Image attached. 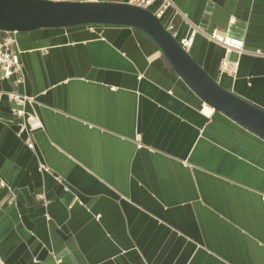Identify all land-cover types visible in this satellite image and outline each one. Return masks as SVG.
I'll return each mask as SVG.
<instances>
[{
  "label": "crops",
  "instance_id": "0c3cea01",
  "mask_svg": "<svg viewBox=\"0 0 264 264\" xmlns=\"http://www.w3.org/2000/svg\"><path fill=\"white\" fill-rule=\"evenodd\" d=\"M170 1L164 27L264 110V0ZM215 31L242 52L226 55ZM15 39L22 78L0 82V264H264V141L205 116L152 39L100 25ZM10 92L34 101L31 148Z\"/></svg>",
  "mask_w": 264,
  "mask_h": 264
},
{
  "label": "water",
  "instance_id": "95a60500",
  "mask_svg": "<svg viewBox=\"0 0 264 264\" xmlns=\"http://www.w3.org/2000/svg\"><path fill=\"white\" fill-rule=\"evenodd\" d=\"M88 25L129 27L145 34L202 103L264 141V110L220 86L149 9L127 2L0 0L1 32L28 34Z\"/></svg>",
  "mask_w": 264,
  "mask_h": 264
},
{
  "label": "built area",
  "instance_id": "2783aa9c",
  "mask_svg": "<svg viewBox=\"0 0 264 264\" xmlns=\"http://www.w3.org/2000/svg\"><path fill=\"white\" fill-rule=\"evenodd\" d=\"M44 1H51V2H83L89 0H44ZM161 3L160 10L155 14L156 17L159 18L162 13L172 7V3L170 0H159ZM151 0H131L130 3L147 8L150 5ZM170 33L172 27H165ZM195 31L190 33L189 38L187 39L186 45H190L192 39L194 37ZM16 33H9V32H1L0 31V82L9 80L13 76L16 77L17 82L22 78V65L19 62L18 57L14 53L13 48L16 45L15 39ZM207 38L215 42L222 47L225 48L226 55L230 53V51H236L238 53L242 52L243 50V41L229 37L221 32H212L211 34L207 35ZM259 54V52H256ZM237 68V63L230 62L224 58L221 64V70L234 73ZM2 93L0 92V95ZM9 100L15 105V108L12 111V120L11 122L18 128L21 134L25 135V143L28 147H32L31 135L41 129L42 125L39 118L32 112L26 110V106H31L34 101L32 98L26 97L24 95H20L17 93L10 92L6 94ZM203 114L205 116H210L213 114L214 109L209 107L206 104H202ZM205 106L211 108L209 113H205ZM0 187H4V184L0 182Z\"/></svg>",
  "mask_w": 264,
  "mask_h": 264
},
{
  "label": "bare ground",
  "instance_id": "6f19581e",
  "mask_svg": "<svg viewBox=\"0 0 264 264\" xmlns=\"http://www.w3.org/2000/svg\"><path fill=\"white\" fill-rule=\"evenodd\" d=\"M210 110H211V108L205 106V113H209Z\"/></svg>",
  "mask_w": 264,
  "mask_h": 264
},
{
  "label": "trees",
  "instance_id": "16d2710c",
  "mask_svg": "<svg viewBox=\"0 0 264 264\" xmlns=\"http://www.w3.org/2000/svg\"><path fill=\"white\" fill-rule=\"evenodd\" d=\"M102 1H110V0H102Z\"/></svg>",
  "mask_w": 264,
  "mask_h": 264
}]
</instances>
